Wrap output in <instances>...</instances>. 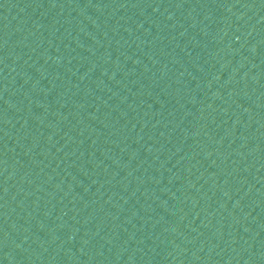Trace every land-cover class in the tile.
Masks as SVG:
<instances>
[{
	"label": "water",
	"instance_id": "obj_1",
	"mask_svg": "<svg viewBox=\"0 0 264 264\" xmlns=\"http://www.w3.org/2000/svg\"><path fill=\"white\" fill-rule=\"evenodd\" d=\"M0 264H264V0H0Z\"/></svg>",
	"mask_w": 264,
	"mask_h": 264
}]
</instances>
